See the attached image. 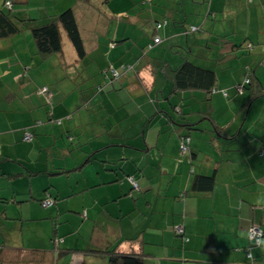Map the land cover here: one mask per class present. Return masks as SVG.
<instances>
[{
    "label": "crops",
    "instance_id": "crops-1",
    "mask_svg": "<svg viewBox=\"0 0 264 264\" xmlns=\"http://www.w3.org/2000/svg\"><path fill=\"white\" fill-rule=\"evenodd\" d=\"M74 1L85 5L82 0ZM15 2L17 10L20 9L19 16L35 19L39 17L34 13L35 9L40 10L41 16H50L75 5L68 3L69 0ZM76 4L79 5L77 16L87 17L81 19L84 30L91 28L103 33L106 29V33L95 40L87 37L91 61L86 73L81 66L76 68L80 77L90 76L95 68L93 65L99 60L98 73L94 76L100 85L106 82L103 71L108 66L119 70L129 61L135 64V59L137 62L142 59L139 71L145 70L143 74L149 78L141 75L142 72H121L123 76L108 88L121 98L115 109L106 107L107 113L112 115L111 126L113 121L120 124L114 111H118L123 119L128 118L120 127L141 110L147 125L159 113L166 116L168 112L164 108H145L144 103H137L139 88L149 86L148 95L154 102L155 89L157 98L159 92H167L165 86L169 80L165 71L179 67L187 57L199 66L216 71L219 78L225 68L231 67L223 72H233V75L239 71L231 85L242 81L244 68L254 66L264 84V0L251 3L248 0H90L86 7ZM163 20L167 24L157 32L155 24ZM191 27H196L197 31H192ZM147 29L153 30L152 38L164 37L170 45L171 40L177 38L172 46L182 51L180 56L169 58L164 50L158 58L152 57L160 52L163 40L157 49L142 53L154 39L146 38ZM194 33H198L196 38ZM195 42L199 43L198 55L193 54L194 47H191ZM251 42L261 47L244 56L243 48ZM205 46H216L217 49L206 50ZM34 53V43L27 32L0 40V157L29 160L30 165L33 160L36 165L44 166L47 161L53 162L46 167L52 172L50 177L61 176L58 173L61 170H78L84 165L67 176L68 183L59 188L62 193L51 191L62 199L58 210L49 211L46 217L25 219L23 214L18 216L14 210L0 205L1 217L6 216L0 225L3 264H108L110 255L96 251L106 252L116 247L121 252H142L146 264H246L245 253L250 248L251 254L260 257L264 264V241L260 248L252 247L248 234L253 223L264 221V157L257 151L258 143L250 144L249 138L237 146L222 144L221 150L217 151L208 142L210 139L206 134L202 138L194 136L190 150L202 152V155L191 158L190 153L181 151L182 134L167 128L170 122L162 115L158 123H162L160 130L166 129L159 132L163 135L154 141L156 143L152 141L159 125L153 126L147 135L143 132L146 146L117 132L116 136L110 134L103 140L102 145L94 149L97 151L87 153L82 150L71 156L74 162L56 163L54 159L42 157L41 143L39 147L28 144L24 136L31 131L37 136L53 139L54 143L49 146H55V140L65 137V132L75 134L77 119L75 115L65 119L73 107L64 100L66 93L81 88L76 74L67 70L76 64V53L68 52L66 48L63 56L47 61H41ZM196 57L213 59L202 62ZM158 72L162 76L161 85ZM44 86L54 94L55 102L50 109L46 106V97L39 93ZM131 88L135 89V95L129 94ZM257 103L255 109L262 107L264 111V100ZM50 111L52 116H49ZM234 112L228 110L226 113L230 117ZM221 114L222 111H218L216 118L224 127L226 122L219 119ZM78 116L82 123V113ZM59 119L63 121L59 123ZM253 119L252 124L258 121L256 129L264 138L263 115ZM37 121L42 125L36 127ZM241 128L242 125L236 126L233 132L238 133ZM100 129L99 134L104 135L103 127ZM249 130L253 131L252 127ZM93 134L88 132V138ZM80 140V136L74 135L73 142ZM67 141L64 139L62 146H67ZM89 154H93V160L86 162ZM19 174L16 173L13 193L6 195L7 198L21 201L20 204L31 197L42 199L44 196L33 195L31 185H20ZM72 175L74 177L70 179ZM196 175H214L215 188L205 193L195 191L192 184ZM34 177L30 178L29 184ZM129 177L135 178L139 189L130 183ZM49 183L42 189L47 190ZM19 193L24 196L18 197ZM41 220L45 222L37 224ZM176 226L184 227L187 242L175 232ZM55 236L62 239L60 252L53 244Z\"/></svg>",
    "mask_w": 264,
    "mask_h": 264
},
{
    "label": "trees",
    "instance_id": "trees-1",
    "mask_svg": "<svg viewBox=\"0 0 264 264\" xmlns=\"http://www.w3.org/2000/svg\"><path fill=\"white\" fill-rule=\"evenodd\" d=\"M85 5H87L90 0H82ZM150 1V0H149ZM250 3L253 0H248ZM15 0H1L0 3V40L2 39H8L11 36H17V34H22L27 32L30 36L31 40L34 43L35 53L34 56L38 57L41 61H47L48 59H51L53 57L60 58L64 55V51L66 49V43H70L72 47L74 48V51L76 53V60L75 65L72 67L77 68L78 66H82L81 68L86 69L84 70L85 73L88 70V67L90 65L91 61V55L86 47V35L84 33V26L82 22V17L80 19L78 8L75 6L76 3H73L75 5L68 6L65 10H62L60 13L48 15V16H41L37 19L30 18V17H23L19 16V10H17V6L15 7ZM264 5H262V8ZM264 10V8H263ZM167 24L166 20H163L161 22H157L155 24V30L160 31V29ZM192 31H197L196 27H191ZM84 30V31H83ZM84 33V34H83ZM154 38V39H153ZM153 41L148 45V49L152 50L154 46H158L162 43V39L160 36L153 37ZM156 40H159L158 42ZM69 44V45H70ZM256 47H261L260 45H256L254 43H247L245 44V48L243 50H247L248 52L244 54V56H249ZM264 51V47H263ZM246 52V51H245ZM244 52V53H245ZM241 59L243 57H240ZM81 61H83V65L81 64ZM72 69L70 67L67 68ZM129 70V67L127 65H123V68L116 69L115 67L108 66L106 69H104V79H106V82L103 84L97 85V91L101 92L104 88H106L109 85H112L113 82L117 81L122 73H126ZM244 79L243 81H240L238 84L235 85L236 93H243L239 96L234 97L232 100L228 101V104H230L225 110H222L223 115L219 118L222 121L226 122L225 126L219 124L217 121V114H215V109L213 106H211V110L207 113H204V117L202 119H198V121H191L187 119V113H185L184 107L186 106L183 104L182 106L174 105V109L177 111L179 115H182V119L185 121L182 123H179V128H174L175 131L177 130V134L181 135V141L182 147L184 145L187 146L186 151L184 152L182 149L181 151L183 153H190L191 158H199L200 155H202V152H196L190 150V145L193 137L196 138H202L206 134L207 138L210 140L208 141L214 150H221L222 144L235 145L239 143H243L244 140L251 139L250 144H256L258 143L257 151L258 153L264 157V138L260 134L259 130L256 128L258 127V121H255L252 124V121L254 120L252 118V111L257 107L260 100H264V84L259 79L257 75V68L247 67L244 68ZM83 71V72H84ZM78 73V70H76ZM76 78H77V73ZM165 75L167 76V79L172 84V94H177L179 92H186V91H202L205 93V100L210 101L212 94L217 91L221 90L222 95L225 98L229 97V92L223 88L220 89L219 86V77L217 75V72L205 68L202 66L197 65L194 63L191 59L188 57L184 59L182 64L177 68H169V72L165 71ZM83 74V73H82ZM91 75V74H90ZM90 77V76H89ZM78 78H80V75L78 73ZM81 82H83V77H81ZM52 79H56L52 75ZM65 81V80H64ZM67 82V81H66ZM80 82V83H81ZM79 83V82H78ZM105 84V85H104ZM46 89V92L44 91ZM81 91V90H80ZM247 91V92H245ZM82 92V91H81ZM40 94H44L47 98V101L49 104H51V108L54 105L53 100V92L50 90L48 86H44L39 90ZM247 93V97L244 98V95ZM231 94V92H230ZM83 95V94H82ZM91 97H88L85 100V104H88V100H90ZM238 104V105H237ZM235 105V107L233 106ZM88 107V105H87ZM183 108V109H182ZM230 110L235 112L228 117L227 111ZM51 112V111H50ZM81 113V111L74 109L71 114L66 115L65 119L69 120L72 119V116L76 113ZM52 112L49 113V116H52ZM168 121L171 124L178 123L179 120H177V117L170 116L168 113H165ZM202 117V116H201ZM207 122L206 128L202 127V125H199L201 121ZM59 123H61L63 120L59 119L57 120ZM41 121H37V126L42 125ZM252 126H251V124ZM241 130L238 133L233 132L235 127H241ZM252 127L253 131L249 130V128ZM239 130V129H238ZM249 130V131H247ZM257 130V131H255ZM195 133L193 134V132ZM38 133V132H37ZM39 134V133H38ZM65 137L58 138L55 140L57 142V145L55 146H49L52 143H54L53 139H46L43 138V136H37L36 134H33L31 131H27L24 136V141L28 144H36L39 147L40 145V153L43 154L42 157L46 156L44 152L47 153L48 159L50 160L48 154L53 155L54 150L62 149V145L64 142V139H67V143H69L66 146L67 150H73L71 145L74 143V135L68 132H65ZM56 136L55 138H57ZM40 139V140H39ZM249 144V145H250ZM58 147V148H57ZM28 158V157H27ZM30 159V158H28ZM75 161L74 157H72ZM93 160V154H89L87 157L86 162H91ZM70 163V161H68ZM31 161L25 160V161H19L16 160L15 157H8V156H2L0 157V205L4 209H9L8 205L11 203H21V201H18L15 199H12V197H8L3 194L4 190L8 191L11 190L9 193H13V181L16 177V173H20L19 175V183L22 186H25L27 184L29 186V181L31 177L34 176H41V175H48L51 176L52 172H48L46 170V167L51 165L53 162H48L44 165H36V162L33 160L32 164L30 165ZM84 164L78 167V170L82 168ZM3 167V168H2ZM73 169V168H72ZM75 169V170H74ZM73 170H61L58 172L60 175L68 176L73 171H78L76 168ZM17 170L19 172H17ZM49 173V174H48ZM57 174V173H54ZM128 180L130 183L137 189H139V185L134 177H129ZM134 182L137 183L138 186L134 185ZM193 189L198 192H211L215 186H216V178L214 175H196L195 179L193 181ZM7 187V188H6ZM51 184H48V188L44 189L46 195L42 199H36L41 202V205L43 208L48 209V211H57L58 206H60V201L62 198H60L58 195L54 196L51 194L52 188ZM12 195V194H10ZM34 198L31 197L29 200H26L27 202H31ZM24 202V203H27ZM83 216L86 217V212L83 213ZM6 219L5 214H3V217L0 215V225L3 224V221ZM178 228H183L182 232H179ZM253 228H259L262 231V236L252 238L251 237V231ZM175 232L180 236V238L184 241H188V237L186 234V231L183 226H176ZM249 238L252 242V247H258L260 248L262 245V242L264 241V221L261 223H253L249 227ZM61 238L55 236L53 238V244L55 245V248H57L60 252L59 244L61 243ZM251 247V248H252ZM252 249H248V253ZM2 250L0 252V264H3L1 259L3 257L1 256ZM94 251V250H92ZM96 251V250H95ZM98 253H106L110 255L109 263L108 264H146L144 255H142V252L137 251H131V252H121L117 249V247L110 251H96ZM245 253V256L247 257V263L246 264H261L260 257H255L251 254V252ZM248 255V256H247Z\"/></svg>",
    "mask_w": 264,
    "mask_h": 264
},
{
    "label": "rangeland",
    "instance_id": "rangeland-1",
    "mask_svg": "<svg viewBox=\"0 0 264 264\" xmlns=\"http://www.w3.org/2000/svg\"><path fill=\"white\" fill-rule=\"evenodd\" d=\"M70 4L76 3V1L74 0H69ZM79 4H81L82 7H86L85 5H82V2H77ZM77 8H79V5H75ZM34 13H37L39 15V17H41V12L40 10H36L34 11ZM81 19V17H80ZM84 19H87L86 16H84ZM84 23V22H83ZM86 37H89V39L95 40L96 37L98 35H104L106 33V29L104 28L103 33H100L99 31H94L93 29H86L84 31ZM83 33V34H84ZM152 33L153 30L147 29L146 32V38H152ZM195 38L198 36V33H194ZM134 36H137L135 34H133ZM184 37H186V34H183ZM174 38L171 40V45L169 44V40L165 39L164 37L162 38L163 43L159 46L160 48V52L159 53H154L152 54V57H157L160 55V53L164 50H166L167 53V57L172 58V57H179L180 53L182 52L181 50L177 49L176 46H172L175 42ZM70 44V43H69ZM66 43V48L68 52H73V47L70 44ZM199 43H196L191 46L194 47V51L193 54H199ZM172 46V47H171ZM158 46H154V50L157 49ZM88 49V48H87ZM206 50H212L215 51L217 49L216 46H205ZM146 54L150 51H152L151 49H148V46L145 49H142V53L144 52ZM185 51V50H184ZM245 54L248 52L247 50H245ZM75 54V53H74ZM197 60L199 61H208L211 62V59L213 58H209L207 57L206 59L200 58V57H196ZM226 59H228V57L226 56ZM215 61L217 59H214ZM99 60L98 62L93 65L95 68H93L91 70V75L90 77L88 75H84L83 78H86L85 81L81 82V77L78 78V74H77V78L79 79L78 82L81 84L80 85V89H76L73 92H68L65 95V100L64 102L66 104H68L70 107L72 108V111L74 109L81 111L82 116L84 117V120L82 123L79 122L78 120V113H76V119H77V123H78V127L75 128L74 130V135L75 137H79L80 136V142L75 141L70 148H72L73 150H67L66 146H62V150L58 151V150H54L53 155L48 154L50 160L54 159L56 163H62V161L64 160H71V156L73 154L76 153H80L82 150L84 152H93V151H97L94 150L97 147H100V145H102L103 140H105L107 137L110 136V134H113L114 136H116L117 132L118 133H123L124 137L126 138H130L132 141L134 142H138L139 144H143L144 146H146V143L144 142V136H143V132H145V134L147 135V132L149 130H151V128H153V126L155 127L156 125H159L158 131L156 133V137L154 138V140L152 141L153 143H156L154 141H158V137H161L163 134L159 135L160 131L165 130L166 128H163L160 130L161 124L162 123H158L159 120V116H162L163 114H158L157 116H155L152 120V122L150 124H145L144 123V113L143 110H141V113H135L133 114L132 120L127 123L126 125H124L123 127H120L122 124H124L128 119H123L122 115L119 114L118 111H114V117H116L118 120H120V124H117L116 121L114 122V125L111 126L109 124V121L111 120V116L107 113V109L106 107H108V109H115L118 105V100H120L121 98L116 94V91H111L108 90V88H111L112 86L109 85L106 88H104L101 92L97 91V85H98V80L96 78V76H94V74L98 73V68L97 66L99 65ZM134 62H136L135 64H133V62H130L127 64V66L129 67V70L126 73L131 72V74H135L136 72L141 73V75L145 76L147 79H149L146 75L147 74H143V72L145 70L139 71L141 70V66H142V62L143 60L140 59L137 62V59L134 60ZM81 64L83 65V61H81ZM82 67V66H81ZM123 68V66H122ZM231 67L229 68H225L223 70H230ZM70 70V72L74 73L76 72V68H72V69H68ZM223 70H221L220 73V78H219V86L220 89L225 88L228 92H229V97L225 98L222 95V91L221 90H217L212 94L211 100L207 101L205 100V93L202 91H186V92H179L177 94H172V85L170 86V81H168V85H166L165 87L167 88V92L165 94H162L161 92H159V97L157 98V89H155V91L153 92L152 98L154 99V102L151 100V98L148 95V92L150 91L149 86L148 87H144L142 89L139 88V93L137 94V103H144L145 108H151L155 107V106H159V108H164V110H166L170 116L173 117H177L179 120L178 123L173 124H169L167 128H170V130L174 129V128H179V123L184 122L185 120L182 119V115H179L177 113V111L174 109V105H180L182 106L183 104H185L186 106L184 107L185 113H187V119L191 120V121H198V119H202L204 117V113H207L211 110V106L214 107L215 109V114H217L218 111H222L225 110L228 107V101L232 100L234 97L239 96L243 93H236V88L235 85L238 84L239 82L235 81L234 85H231L232 80L236 79V75L238 74L239 71H237L235 73V75H233L232 73H227V72H223ZM90 71V70H89ZM77 73V72H76ZM125 73V74H126ZM161 73V70H160ZM160 73L158 72V78L160 80L159 85H161V80H162V76L160 75ZM104 76V74H103ZM123 76V74L121 75V77ZM49 77V75H48ZM120 77V78H121ZM244 79V78H243ZM242 79V81H243ZM105 85V84H104ZM82 92H81V91ZM133 90L131 88V91L129 94L135 95L133 94ZM106 92H109L106 94ZM144 92V93H143ZM231 92V94H230ZM247 92V91H245ZM103 93V95H101ZM143 93V94H141ZM83 94V95H82ZM141 94V95H140ZM122 95H125V93H122ZM139 95V96H138ZM43 96L45 97V95L43 94ZM244 96H248L247 93ZM91 97L90 100H88V107L85 104V100ZM47 99V98H46ZM46 102V101H45ZM55 102V101H54ZM46 106L50 109L51 108V104L48 103V105L46 104ZM235 107V105H233ZM183 109V108H182ZM223 114H221L222 116ZM252 118H258L261 115H263L264 117V111L262 110V107H259L257 109H254L251 113ZM202 116V117H201ZM129 117V118H131ZM147 117V116H146ZM163 119L167 122V117L165 115H163ZM149 120V119H148ZM207 122L205 121H201L199 123V125H202V127L206 128ZM101 127H103L102 132L104 133V135H100L99 132L101 131ZM173 133L176 134L175 130H172ZM88 132H92L94 133L92 138H88L87 133ZM195 133V131L193 132V134ZM81 134V135H80ZM85 136L90 139V140H86ZM80 145L83 147V149H81ZM44 154L47 153L44 152ZM55 156V157H53ZM120 164H122V161L120 162ZM74 175H72L70 177V179H73ZM69 181V178H67V176L61 175V176H56V177H49L48 175H39L36 176L32 179V184L31 185L32 189H33V195L35 197H39V195L41 196H45L46 193L44 191V189H42L43 185H47V183L52 182V190L55 191L56 193H62L61 190H59V188H62V185L67 184ZM3 194L9 196L10 193L7 191L2 192ZM23 194H18V197H23ZM8 208L11 210H14L18 216L20 215H24L25 219H39L40 217H46L49 211L48 209L43 208V206L41 205V202L36 200V198H34L31 202H27V203H10L8 205ZM45 221H39L37 224L43 223Z\"/></svg>",
    "mask_w": 264,
    "mask_h": 264
},
{
    "label": "built area",
    "instance_id": "built-area-1",
    "mask_svg": "<svg viewBox=\"0 0 264 264\" xmlns=\"http://www.w3.org/2000/svg\"><path fill=\"white\" fill-rule=\"evenodd\" d=\"M156 41L158 42L159 40H156ZM44 91L46 92V89H44ZM186 149H187V146L184 145V146L182 147V150L185 152ZM134 185H135V186H138L136 182H134ZM182 229H183V228H178L179 232H182V231H183ZM251 233H252V234H251V237H252V238L262 236V231H261L259 228H253L252 231H251Z\"/></svg>",
    "mask_w": 264,
    "mask_h": 264
}]
</instances>
